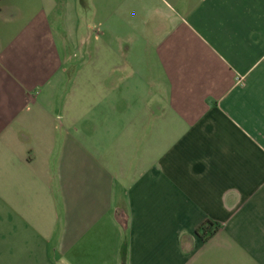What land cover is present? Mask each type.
I'll use <instances>...</instances> for the list:
<instances>
[{"label": "crops", "instance_id": "crops-1", "mask_svg": "<svg viewBox=\"0 0 264 264\" xmlns=\"http://www.w3.org/2000/svg\"><path fill=\"white\" fill-rule=\"evenodd\" d=\"M128 1L0 0V264H264V0Z\"/></svg>", "mask_w": 264, "mask_h": 264}, {"label": "rangeland", "instance_id": "rangeland-1", "mask_svg": "<svg viewBox=\"0 0 264 264\" xmlns=\"http://www.w3.org/2000/svg\"><path fill=\"white\" fill-rule=\"evenodd\" d=\"M116 1V5H117V8H119V11H121L122 10V8H124V10H126V9H128L129 7H130V2L128 1V0H115ZM140 1H146V0H140ZM112 4L113 3V0H108V4ZM112 6H113V4H112ZM92 9V7L90 8V10ZM109 12H111V13H113V11H106V13H109ZM134 12H132L131 11V14H133ZM126 15V14H128V12H124L123 11V15ZM108 16V15H107ZM93 21V20H92ZM92 21H89V19H87V21L85 22V23H80V27H82V29H80L81 30V34L82 35H84V36H87V34H88V32H89V27L91 28V30H93L92 29ZM95 28L97 29L96 30V32H95V30H94V32H95V34H92V36L93 35H100L101 34V32L103 31V27H99L98 28V26L97 25H95ZM93 40H95V38L93 37ZM92 40V41H93ZM108 60H113V59H111V58H108L107 59V61ZM93 61L95 62V61H97V58L95 59H92L91 61H87L86 62V64H88V63H91L90 65H93ZM109 66H111L110 64H108V67ZM69 79H71V75L69 76Z\"/></svg>", "mask_w": 264, "mask_h": 264}, {"label": "trees", "instance_id": "trees-1", "mask_svg": "<svg viewBox=\"0 0 264 264\" xmlns=\"http://www.w3.org/2000/svg\"><path fill=\"white\" fill-rule=\"evenodd\" d=\"M209 228H211V232L207 231L209 230ZM216 227H214V225H212L211 223H206V225H204L202 228H200V230L197 232V234H200V239L202 241H205L206 239H208L210 236H212L213 233L216 232Z\"/></svg>", "mask_w": 264, "mask_h": 264}]
</instances>
